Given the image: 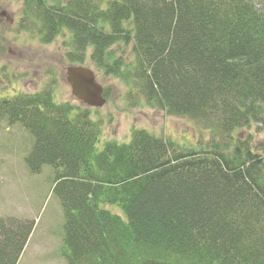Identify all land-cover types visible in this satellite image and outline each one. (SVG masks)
Wrapping results in <instances>:
<instances>
[{
  "label": "trees",
  "instance_id": "trees-1",
  "mask_svg": "<svg viewBox=\"0 0 264 264\" xmlns=\"http://www.w3.org/2000/svg\"><path fill=\"white\" fill-rule=\"evenodd\" d=\"M21 13L41 42L66 37L71 65L89 55L213 132L199 149L141 128L98 146L91 109L51 88L0 97V120L33 136L29 172L55 170L67 264H264V145L236 135L264 128V0H22ZM33 223L0 216V264H17Z\"/></svg>",
  "mask_w": 264,
  "mask_h": 264
},
{
  "label": "rangeland",
  "instance_id": "rangeland-1",
  "mask_svg": "<svg viewBox=\"0 0 264 264\" xmlns=\"http://www.w3.org/2000/svg\"><path fill=\"white\" fill-rule=\"evenodd\" d=\"M21 6L22 0H0V97L51 88L57 101L84 107L72 95L64 76L65 68L70 65L66 37L58 36L50 44L43 43L36 31L22 29ZM116 52L126 56L130 48ZM82 64L91 68L104 86L105 104L88 107L100 128L98 146L106 140L128 142L133 130L139 128L185 148L199 149L212 140L211 129L189 117L169 114L150 105L132 84L94 66L89 55ZM247 133L253 149L258 151L264 145L263 126L253 124L236 135L241 138ZM32 143L33 136L21 123L0 120V216L34 221L17 264H67L61 254L63 209L52 191L55 170L43 165L39 172H29L24 160ZM107 206L113 213L125 217L119 206Z\"/></svg>",
  "mask_w": 264,
  "mask_h": 264
},
{
  "label": "water",
  "instance_id": "water-1",
  "mask_svg": "<svg viewBox=\"0 0 264 264\" xmlns=\"http://www.w3.org/2000/svg\"><path fill=\"white\" fill-rule=\"evenodd\" d=\"M3 14V12L1 13ZM8 21L12 19L7 18ZM65 79L74 98L86 107H101L106 102L103 85L97 81L94 71L80 64L65 68Z\"/></svg>",
  "mask_w": 264,
  "mask_h": 264
}]
</instances>
